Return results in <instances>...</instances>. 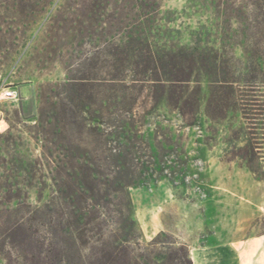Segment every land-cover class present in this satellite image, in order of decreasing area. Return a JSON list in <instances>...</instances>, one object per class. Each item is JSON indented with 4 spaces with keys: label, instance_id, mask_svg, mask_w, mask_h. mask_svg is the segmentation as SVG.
Masks as SVG:
<instances>
[{
    "label": "rangeland",
    "instance_id": "374dc122",
    "mask_svg": "<svg viewBox=\"0 0 264 264\" xmlns=\"http://www.w3.org/2000/svg\"><path fill=\"white\" fill-rule=\"evenodd\" d=\"M136 1L0 0V84L28 97L19 93L17 101L0 103V264H65L64 207L52 161L79 135L68 122L71 85L112 79L114 45L127 43L135 22L147 21V9ZM155 5L154 45L221 49L218 29L226 20L217 14L224 6L206 11L190 0ZM248 18L255 19L250 12ZM224 58L236 77L246 75L241 47L231 46ZM123 78L129 83L128 73ZM215 80L197 73L186 86L199 102L193 126L164 100L148 116L151 129L160 125L181 138L188 178L184 186L161 180L132 188L133 218L143 243L165 233L187 249L193 264H264V174L237 158L249 126L240 107L225 109L226 90ZM94 89L93 103L111 98V91ZM263 114L254 122L264 171Z\"/></svg>",
    "mask_w": 264,
    "mask_h": 264
},
{
    "label": "trees",
    "instance_id": "16d2710c",
    "mask_svg": "<svg viewBox=\"0 0 264 264\" xmlns=\"http://www.w3.org/2000/svg\"><path fill=\"white\" fill-rule=\"evenodd\" d=\"M136 2L147 9V21L143 26L135 22L127 43L114 45L112 79H83L80 85H71L68 122L79 129V135L72 136L61 159L52 161V180L64 207L59 224L67 235L65 264H193L187 249L165 233L141 241L130 190L161 180L186 184L190 158L181 138L160 125L151 129L147 118L164 100L187 126H193L199 102L186 86L197 73L224 86L225 109L240 107L249 127L243 131L246 140L237 158L254 174L257 169L264 174L258 162L260 129L254 122L264 112L259 103L264 102V0H190L206 11L217 8L216 3L219 9L224 6L217 14L226 20L218 29L220 50L154 45L156 0ZM236 45L247 64L241 79L224 58L226 50ZM96 87L111 91V98L100 94V102L93 103Z\"/></svg>",
    "mask_w": 264,
    "mask_h": 264
},
{
    "label": "built area",
    "instance_id": "2783aa9c",
    "mask_svg": "<svg viewBox=\"0 0 264 264\" xmlns=\"http://www.w3.org/2000/svg\"><path fill=\"white\" fill-rule=\"evenodd\" d=\"M19 98V91L16 87H9L0 84V103L6 101H17Z\"/></svg>",
    "mask_w": 264,
    "mask_h": 264
},
{
    "label": "crops",
    "instance_id": "0c3cea01",
    "mask_svg": "<svg viewBox=\"0 0 264 264\" xmlns=\"http://www.w3.org/2000/svg\"><path fill=\"white\" fill-rule=\"evenodd\" d=\"M16 88L18 89V87H16ZM18 91H19V93L21 94V98H22V100H28V97H25V96L22 94L21 90L18 89Z\"/></svg>",
    "mask_w": 264,
    "mask_h": 264
}]
</instances>
